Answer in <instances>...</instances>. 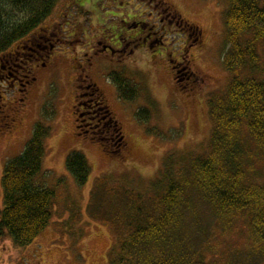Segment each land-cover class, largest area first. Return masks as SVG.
Returning <instances> with one entry per match:
<instances>
[{"label": "rangeland", "instance_id": "1", "mask_svg": "<svg viewBox=\"0 0 264 264\" xmlns=\"http://www.w3.org/2000/svg\"><path fill=\"white\" fill-rule=\"evenodd\" d=\"M227 7L224 0L58 2L43 23H61L58 35H53L52 60L27 65V77L15 86L0 85V211L5 166L24 151L38 122L52 130L46 140L43 182L54 187L65 179L64 211L57 209L50 225L29 245L19 246L7 236L0 240V264H110L116 238L86 211L94 182L106 176L145 193L171 153L207 151L212 131L207 95L228 81L222 65L229 47ZM161 17L166 18L168 35L161 24L152 36L156 33L163 43L131 39L139 24L159 22ZM178 70L190 80L180 81ZM112 71L122 72L138 86L135 101L119 98L109 79ZM83 101L90 105L82 107ZM45 105L54 108L53 118L44 116ZM76 108L84 111L80 119ZM108 108L119 135L113 127L106 129L110 122L115 125L110 116L104 118ZM141 109L150 111L146 122L137 118ZM93 137L106 139L105 145ZM73 151L82 152L91 166L82 187L66 169Z\"/></svg>", "mask_w": 264, "mask_h": 264}, {"label": "trees", "instance_id": "2", "mask_svg": "<svg viewBox=\"0 0 264 264\" xmlns=\"http://www.w3.org/2000/svg\"><path fill=\"white\" fill-rule=\"evenodd\" d=\"M59 1L0 0V54L48 20ZM224 1L228 81L207 95V151L171 153L145 193L106 176L94 182L86 211L116 238L110 264H264V0ZM109 79L120 99L139 97L138 86L122 72L112 71ZM149 112L141 109L137 118L146 122ZM55 115L45 105L44 116ZM51 134V127L36 123L24 151L5 166L0 240L29 245L57 209L64 211L65 179L54 187L43 182ZM93 138L105 145L106 139ZM66 169L78 186L87 184L91 166L82 152L67 156Z\"/></svg>", "mask_w": 264, "mask_h": 264}, {"label": "flooded vegetation", "instance_id": "3", "mask_svg": "<svg viewBox=\"0 0 264 264\" xmlns=\"http://www.w3.org/2000/svg\"><path fill=\"white\" fill-rule=\"evenodd\" d=\"M156 18L157 16L155 17V19ZM159 20H160L159 22H157V20L155 22L154 20L153 23L152 22L147 23L151 25V27L146 26L147 24L144 25V23L139 24V26H137L138 31L131 36V39L132 40L144 39L145 42L146 41L151 42L153 40L152 38H154L156 39L155 43H163L162 39H160V37L157 36L156 33L154 35L155 37L152 36L153 35L152 30L154 28L156 29L159 28L161 24H162L161 28L167 34L168 29L165 27L166 18L161 17V19ZM172 21L173 19H171V22ZM59 25H61V23H58V25H56V23L42 24L34 32L28 35L25 39L15 44V47H12L7 52L0 54V85H2V87H4V84L5 86H9V85L15 86L16 82L23 81V78L27 77V75L24 74V69H26L27 65L34 63V61L52 60L54 56L53 55L54 49H56V45L53 42L54 41L53 35L55 34V32L57 33L58 27L60 28ZM58 41H60V39ZM43 66H46L45 62H43ZM11 71H13L14 73H12ZM176 74H177V78H179L180 81L190 80V75L187 73H181V70H178ZM29 83L30 82L28 81L27 84ZM20 84L22 86L24 85L27 86L24 83H20ZM80 105H82V107L87 108L88 105L90 104L87 103L86 101H83L80 103ZM75 114L80 119V116L82 117L84 115V111H82L81 108L80 109L76 108ZM96 115L99 117L102 115V113L98 112L96 113ZM96 115L95 116L90 115V119L96 120L97 118ZM107 117L108 115L106 114L104 118ZM98 121L101 122V120ZM110 125L111 124L106 126L107 130H111ZM79 127H82L81 124H79Z\"/></svg>", "mask_w": 264, "mask_h": 264}]
</instances>
